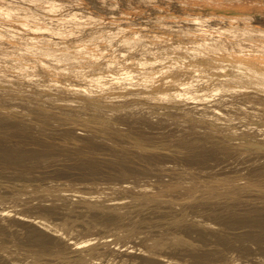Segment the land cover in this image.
Masks as SVG:
<instances>
[{
	"label": "rangeland",
	"instance_id": "1",
	"mask_svg": "<svg viewBox=\"0 0 264 264\" xmlns=\"http://www.w3.org/2000/svg\"><path fill=\"white\" fill-rule=\"evenodd\" d=\"M59 1L61 2L60 5H62L60 7L61 9L58 8L59 10L57 9L56 11H52L51 13L49 12L51 15L53 14L52 17L55 14L53 18H56V20L63 16V11L65 13L62 18L66 16L69 17V15L78 12L90 17L89 20L91 19L90 21L87 19H82L81 21L80 19V27L82 28L81 32L73 33L72 35L66 36L64 38H58L57 40L55 39V41H48L46 39L43 40V38H40L42 37V31L39 33L40 37L38 35V37L36 38V41L38 40V42H41L42 46L52 47L55 53L58 54L56 55L62 59L58 63V65L61 66V70L56 74H52L46 71L45 67H43L39 62L35 61V55H32V53H29L25 50L30 43V37L28 35L29 33H26L27 35L25 33L16 35L14 36V38L6 35L4 37L5 40H0V58L8 57L13 61H10L8 65H4L0 62V67L3 68H0L1 90H10L15 91L16 93L25 92L31 98H33L44 94L40 93L43 92V90L40 91L41 89L38 88V82L47 80V77H54L59 79L60 81L68 80L81 86L87 84L88 80L94 78L98 74V72H104L109 69L112 58L116 55H123V57H120L122 60L117 61V63H122V61L126 59L142 58L146 56L149 57L152 56L153 53H160L165 49L169 50L173 47H180L183 53H190L192 49L198 48L203 54H208L210 47L208 44L215 43L225 47L226 52L231 56L235 55L237 57H242L248 55L256 60L264 61V53L260 52L261 48L259 49V46L254 45V39L247 38L239 40L238 42V39L236 40L233 34H231L230 32L228 34V31L222 29V27L226 28L229 25L243 26L245 24H249L259 33H262L261 36H263L262 38L264 40V0ZM30 2L31 1H28L27 5ZM234 3H236V5H234ZM28 6L23 7L24 12L19 16L15 14L16 16L12 15L10 17L12 23L15 20H19V18H24L23 14H25V16L26 14L28 15L30 8L35 6V4L30 3V6ZM228 9H233V12L241 15H237L238 19H235L236 16L234 17L233 15H231V11H228ZM58 15L61 17H59ZM243 15H245V17ZM4 17L6 16L4 15ZM196 19H198L199 23L193 21ZM94 21H96V23H94ZM226 23L228 24V26ZM199 28L201 30L204 29V31H201L203 34L201 33L200 35L196 36L195 34H198L197 30H199ZM220 30L221 33H219ZM4 34L5 30L0 26V38L4 36ZM255 35L258 36L257 34ZM145 39L149 41L144 42ZM136 41H139L137 42L139 44H136ZM263 44L264 43H262L261 46L264 47ZM84 49H90L92 51L94 50L97 54L94 56H86L84 54L80 55L74 61H66V55H68L67 53L69 51H80ZM168 59H173V57ZM52 63L57 65V63L54 61ZM66 63H68L69 65H67ZM170 63H163L159 59L158 61L150 62L149 64H147V67H151L154 71L162 73L170 69ZM106 86H108V89L110 87H113L108 83L106 84ZM202 89L203 87L199 88V90ZM100 95L101 93L98 92L95 94V96H92V101H90L89 103L87 102V105L91 106L97 111H100L101 113L110 111L112 113L110 115L111 120L113 119L112 121L118 126L114 127L118 128L117 130L120 132L114 133V129H110V127H113L112 125L106 126V129L102 126L99 127L94 123L89 127H85L80 123L74 121L76 117H74L73 119L71 118L70 120L63 119L58 112H48L47 109L42 108L37 104L31 105L30 103L23 102L22 100L21 103L18 102L20 100L10 102L5 96L0 94V111H2L0 113V158H2L0 159V195L2 194V196H11L17 192L23 193V191L30 193L32 189L33 190L31 192H36L41 188L48 187V185H50L49 187L52 188L62 186L64 190H72V188L76 190L84 189V191H86V189L88 191L91 189V192L105 190L108 194H110V196L112 195V197L115 198V204L128 206L127 209L120 210V212L117 211L118 213L110 208L98 209L92 207L93 209H91V206H87L77 197H74V199L70 198L71 200H67V205L62 201H56V198L52 196L40 197L38 196L40 195L39 192H36L38 198H35L36 196H29L30 199L25 206L26 209H29V211H31V215L43 214L45 210V214L50 215L49 217L56 221L58 219L62 220V218H72L69 221L71 223H74V226L83 227H80L81 229H84L86 227V229L92 230V234L96 237L106 234L112 236L110 233H112L114 229L118 230L126 227H131L132 230H134V234L138 233L136 236L134 235L127 240L129 246L127 245L128 247H125V249L123 248L125 251L121 250L122 248L119 249V247L116 249L112 238L107 240L106 243L108 246L101 245L104 248L98 247L99 251L103 253V258H105L102 259L101 262L99 261L101 264H108L110 262L109 260H111L110 258L115 259L116 257L117 260L116 262H114V264H132V261L130 262L129 260L128 262H123L122 259L127 253L130 252L127 251L129 247H134L138 242L140 243L142 237H144L145 234L149 233L151 235L155 234L153 236H160L165 235V232H167V234L169 232L170 234L174 232V230H176V232L188 230L191 231V228L195 231V234L193 232L195 238L202 235V233L201 235H196V229L197 231L201 230L204 234H206V237L207 235L209 237H212L211 239L209 237L207 238L210 239L209 241H211V244H209V241H207L209 246L204 247V249H202L203 251H198L196 249L192 250L190 248L184 247L175 249L176 253L180 254L181 256L188 255V252L189 255L194 254V256L196 254L199 255L200 253H206L204 254V257L200 256V258L202 257V259H200L199 256L197 257V255L195 257L198 260L190 257L193 260L191 261H195L196 264H208V262L211 263L213 261L219 263L223 257V255L221 256V253H227V249H233L232 251H235V255H241L240 259L238 260L240 264H251L252 262V264H264V236L262 235L264 234V222H262L264 221V152L241 153L236 146L238 140H231L230 142L226 143L220 140V135L216 133L215 130H210L211 132L207 133L202 129L187 127V120H189L190 117L193 116V114L207 111V115H219V113H216L217 111H219L218 109L216 110L210 107V105H213L214 103L217 104L219 108H221V111H224V109L225 111H227L226 109H228L229 107L224 106V103L222 102L224 96H218L219 98L215 96L214 99L209 98L210 101L207 99L209 102L207 100L192 102V104L188 106L189 110L187 109L191 113H187V110L182 111L183 109L177 104H174V106H171L172 104H169L167 107H165L166 104H158V106H155L154 108L149 106L150 109L148 107L138 105L135 107L132 106V108L126 107V109L124 108L120 109L119 111H112L105 107V104H103L105 103V101ZM43 96L45 97V101L47 102H57L58 100H61V97L54 94ZM228 96L230 95H225L224 100H236L234 97ZM26 103L30 105L28 106ZM9 104H12L11 106L14 105L16 108L19 105L18 109H21L22 111L25 108H28L24 110L26 112L25 116H16L7 114V112L5 113L6 109L7 111H9ZM25 104L27 105L26 107ZM160 105L163 107H161ZM192 105L194 106L193 108ZM20 106H23L24 108L22 107V109ZM85 112L86 114L88 112V116L89 113L90 115L92 114V112L89 110H85ZM41 114L44 116H42ZM178 116L179 118H181L180 121L179 119L177 120ZM240 125L241 130L239 131V134H243L245 133V127H247V125ZM119 127L121 130L119 129ZM247 128L251 129L252 127L248 126ZM138 144L145 145L148 150L139 149ZM189 173L195 174L197 179H207L209 177L212 178L214 174L216 177H222L224 175L229 177L233 176L239 179H241L242 176V178H250L252 176L251 178H254L255 181L260 182L261 185L263 184V188L259 191L258 188L257 190H255L256 188H253L252 190L249 189L250 191L245 189H243V191L239 190L236 197L234 196V198L225 197L222 195L223 193H221L220 196L222 197L215 200L213 197H208V192H204L201 194L199 193L196 194L197 197L193 199V202L192 200L190 201L192 204L187 203L183 207L179 205L178 202L177 205L175 203L174 205L171 201H164V203L162 204L153 199H149L151 202L148 200L145 202V204L143 203V206H137L133 203L132 200L127 199L128 196H139L143 194L144 191H149L151 195H154L156 194V191L152 190V188H155L152 187V185L156 186L158 184V187L160 183H162V189L165 190L167 185H169L171 182L177 181L181 178H188ZM248 173L251 174L250 177ZM257 174L262 176L258 178ZM132 179L134 180V183ZM116 184L122 186L123 188L125 187L123 191L119 192L118 190L112 189L113 187L117 186ZM65 185L67 186L65 187ZM199 185L203 186L202 183H199ZM69 186H72V188ZM134 186L135 188H137L136 190L132 189L134 188ZM107 187H111L110 189L112 191ZM179 190L180 189H177L176 193H174V191H170L166 194H171V199H177L179 195L185 193L183 190ZM131 191L135 192L136 194L132 193ZM152 191H154L155 193H153ZM123 193L126 194L124 195ZM202 194L204 195V197L202 196ZM72 195L75 194L72 193ZM147 195L149 194L147 193ZM125 196L127 197L125 198ZM43 200L45 201V203H47L45 204ZM5 205L6 207L8 206L7 204H0V212L2 210L1 208H4L3 206ZM182 212L184 213V215L182 214ZM59 213L63 214L60 215ZM259 214L262 217H258ZM109 216H111L112 218ZM0 217L2 216L0 215ZM8 217L10 221H7ZM8 217L0 219V264H21L22 260L24 261L25 259H27L26 255H22L26 254L24 251L20 252L22 254L19 257H12V255H7V253H5L7 252V250L4 245H1V241L6 242L7 244V242L9 241L8 239H10V243L15 239L18 244H20L21 246L23 245L22 247H25V244H29L28 246L26 245L27 248L36 246L35 249L37 251L39 250L38 252L40 253H44V255L50 254L51 252L54 253L60 249L59 252L61 253V255L53 258L51 256H46L45 258L55 261L56 264H79L74 262L70 263L72 262V260L76 261L78 259V256H80L79 254L82 253V250L79 247L71 245L70 242L69 245L71 247L68 246V242L63 239L60 240L59 238H56V234L49 230H45L44 228H40L42 235L49 234L48 236H50L51 234L52 238H50V236L47 239V236L44 235V238L46 237V239L42 237V240L40 238L42 242L40 240L38 241V239L36 240V238L32 239V236L27 233L28 229L30 230L33 227L39 228V226L38 224H34L35 222L33 223V219H31V217L26 218L27 220L24 219V217H21V219H19L20 217H18V215L17 217L15 215H8ZM198 217L202 219V221L204 219H206L204 221H211L214 226L216 224L215 227H218V230L215 229L213 225L207 227L197 225L195 223V220L199 219ZM256 217L259 218V221L256 220ZM2 219H5V221H3ZM111 219H113V222H111ZM251 219H255L256 221L254 222L258 221V226H256V223L252 225V223L250 222ZM231 220H233L234 223L236 222V225L233 224L234 227L232 226L233 222ZM247 220L248 224L249 222L251 223L252 228L250 227V225H247ZM108 221L109 223H107ZM180 221H182L183 223ZM229 221H231L232 223H230ZM26 222L28 223L26 224ZM178 222L180 223L178 224ZM184 222H186V224H184ZM227 222L229 223L228 225ZM102 223H105V225ZM11 225H13L14 227ZM211 231L215 232L212 233ZM244 232L247 233V237ZM248 232H252V234L250 233L251 236L248 235ZM242 234L244 237L242 236ZM217 236L218 240L216 239ZM219 236H222V239L224 238L222 242H226L228 240V242H226L227 246L225 245V243H221V241L219 240ZM238 236L241 237L239 238ZM256 238L258 239L257 241L255 240ZM43 241L44 243L49 242L50 244L47 243V246V244H43ZM32 242L36 243L32 244ZM203 242L205 243V241ZM212 242H214V244ZM133 247L132 249L130 248L132 252H134H131L133 256L135 254V256L140 255L141 257L142 253L139 252L138 249H135ZM131 253L130 255L132 256ZM142 257L145 259L146 257H148V259L150 258L149 260H154L148 261V264H154L152 263V261L155 262L156 260H159L158 257L154 256ZM261 258L263 260L260 261ZM141 261L143 262L141 263ZM143 263H145L143 259H140L137 263L133 262V264Z\"/></svg>",
	"mask_w": 264,
	"mask_h": 264
},
{
	"label": "bare ground",
	"instance_id": "2",
	"mask_svg": "<svg viewBox=\"0 0 264 264\" xmlns=\"http://www.w3.org/2000/svg\"><path fill=\"white\" fill-rule=\"evenodd\" d=\"M28 1H31L30 3L35 4V6L30 8L28 15L26 14V16H25V14H23L24 18H22V19L19 18V20H15L12 23V20L10 17L12 15H15V14L19 16L21 13H23L24 12L23 7L24 6L27 7L28 5L30 6V3L27 5ZM219 3H221V2H219ZM60 4H61V2L59 0L58 1H56V0H0V26L5 30V34H4V36H2L0 38V40L1 41L5 40L4 37L6 35H9L11 38L12 37L14 38V36H16V35H21L22 33L23 34L29 33L28 35L30 37V43L25 50L28 51L29 53H32V55L34 54L35 55L34 56L35 61L39 62L43 67L46 68V71H48L52 74H56L58 71L61 70V66H59L58 63L62 59L59 56H57L58 54L55 53V51L52 49V47H44L41 45V42H38V40L36 41V38L38 37L39 33L41 31L43 32L41 34L42 37H40V35H39V37L43 38V40L46 39L48 41H55V39L56 40L58 38L61 39V38H64L66 36L72 35L73 33L81 32L82 28L80 27V25H81V22H79L80 19L82 21V19L83 20H85V19L89 20V18H90L88 16L83 15V13H78V12L69 15V17L66 16V17L62 18L64 16V13H65L63 11L62 12L63 16L62 17L59 16L60 15V12H59L58 16L61 18L56 20V18H53L55 16V14L52 17L53 14L51 15L50 13L52 11H56L58 8H60L62 6ZM234 5H236V3H234ZM65 11H66V9H65ZM228 11H231L230 14L233 15L234 17L236 16L235 19H238L237 15H241V14H238L236 12H233V9H228ZM26 13H27V11H26ZM4 15L6 17H4ZM243 16L245 17V15H243ZM198 19L193 20V21L194 22L196 21L199 23ZM98 21H100V20H98ZM94 23H96V21H94ZM232 24H233V22H232ZM227 26H228V24H227ZM222 29H224L225 31H228V34H229V32L231 34H233L234 37L236 38V40L238 39V42H239V40H243V39H247V38L254 39L255 40L254 45L259 46V49L261 48V51L260 50L259 51L264 53V47L261 46L262 43H264V40L262 38L263 36H261L262 33H259L256 29L252 28L249 24H245L243 26L242 25L241 26L240 25H237V26L229 25L226 28L222 27ZM214 30H217V29H214ZM201 31H204V29L201 30L199 28V30H197L198 34H195V35L196 36L200 35L202 33ZM82 33H83V31H82ZM219 33H221V30ZM36 34H37V36H36ZM255 34H257L258 36H256ZM40 41H42V40H40ZM147 41H149V40H147V39L144 40V42H147ZM137 42H139V41H136V44H139ZM255 43H257V44H255ZM211 44L212 43L208 44L210 46L208 54H203L198 48L192 49V51L190 53H183V51L181 50L180 47H173L169 50L165 49L164 51H162L160 53H153L152 56H149V57L146 56V57H142V58H132V59H126V60L123 59L124 61H122V63H117V61L122 60L120 57H123V55H116L112 58L111 64L109 65V69H107L104 72H98V74L94 78L88 80L87 84H84L81 86L79 84H75L74 82H71L68 80L60 81L59 79L54 78V77H50V78L47 77L48 78L47 80L38 82V88L41 89L40 91L43 90V92H40V93H44L43 95L54 94L56 96L61 97V100H58L57 102H55V101L54 102H47V101H45V97L43 95H41V96L39 95V96L31 98L25 92L24 93H16L15 91L1 90V88H0V94L5 96L10 102L20 100L18 102L21 103V100H22L23 102H28L31 105L37 104V105L41 106L42 108L47 109L48 112H58L63 119H69L70 120L71 118L73 119L74 117H76L74 121L80 123L81 125H83L85 127H89V126H91V124L94 123V124H97L99 127L102 126V127H105V129H106V126L112 125L113 127H110V129L113 128L114 133H118L120 131H118L117 130L118 128H116V127H118L117 124L114 123L112 121L113 119L111 120V118H110L111 117L110 115L112 113L110 111H109L110 113L109 112L101 113L100 111H97L96 109H93L91 106L87 105V102L89 103L90 101H92V96H95V94L98 92L101 93L100 96H102L103 100L105 101V103H103V104H105V107H107L109 110H112V111H114V110L119 111L120 109H124V108L126 109V107L132 108V106L135 107L138 105H141L143 107H148L150 109V107L154 108L155 106H158V104H161V105L166 104L165 107H167L169 104H172L171 106H174V104H177L183 109L182 111H184V110L188 109V106L190 104H192V102H197L200 100H207V99L210 101V99L211 98L214 99L215 96H217V97L218 96H224V99H225V95H230L228 97H234L236 100L233 99V101H231V100H224L222 98L223 99L222 102L224 103V106L229 107L228 108L229 110L226 109L227 111H225V109H224V111H221L220 110L221 108H219L217 106V104L214 103L213 105H210V107H212V109H216V110L218 109L220 112L217 111L216 113H219V115H215V114L207 115V111L199 112L198 114H193V116H191L190 119L187 120V122H188L187 127H191L194 129H202L207 133H210L211 132L210 130H212V131L215 130V132L220 135V137H219L220 140H222L223 142H226V143L230 142L231 140H238V142L236 143V146L241 153H258V152L262 153V152H264V61L256 60L253 57H250L248 55H245L242 57H240V56L237 57L234 55L235 56L234 57V56L229 55L225 50L226 48L223 47L222 45L215 44V43L212 45ZM90 49H84V50H80V51H73V50L69 51L67 53L68 55H66L67 56L66 61H68V60H69V62H70V60L74 61L80 55H84V54L86 56L87 55L94 56L97 54L96 51H94V50L92 51ZM202 49H203V47H202ZM171 57H173V59L169 60L168 58H171ZM0 59H1L0 62L3 63L4 65H8L10 63V61H13V60H10V58H8V57H2ZM159 59L163 63H166V62L170 63V61H171L170 65H169L170 69H168L166 72L159 73L157 71H154L151 67H149V68L147 67V64H149L152 61H158ZM18 61H20V60H18ZM53 61L56 62L57 65L52 63ZM31 63H33V62H31ZM68 63H66V64L69 65L70 63L69 64ZM74 64H72V65H74ZM0 68L3 69L2 67H0ZM16 68H18V67H16ZM21 70H23V69H21ZM107 83L113 87H110L108 89L107 88L108 86H106ZM202 87H203V89L199 90V88H202ZM207 101H204V102H207ZM10 102H8V103H10ZM26 104H25V107L27 105L28 106L30 105V104H27V105ZM208 104H206V105H208ZM11 105L12 104H9V107H8L9 111H7V109H6L5 113L7 112V114H12V115H16V116L17 115L25 116L26 112L24 110L28 109V108H25L22 111L21 109H18L19 105L17 108L14 105L13 106L15 108ZM161 107H163V106H161ZM193 107L194 106L192 105V108ZM85 110L91 111L92 114L90 115V113H89V116H88L87 115L88 112L86 114ZM188 110H187V113H191ZM201 110H203V109H201ZM216 110H214V111H216ZM73 111H76V112H73ZM1 112L2 111H0V113ZM3 112H4V110H3ZM42 116H44V115H42ZM53 119H55V118H53ZM178 119L180 121L181 118H179V116H178L177 120ZM33 120H35V119H33ZM185 123H186V121H185ZM240 124H242V125L245 124V126L247 125V127L250 126L252 128L249 129V128L245 127L246 128L245 133L239 134V131L241 130ZM114 126H116V127H114ZM119 129H120V127H119ZM138 148L148 150L146 148V146L142 145V144H138ZM0 159H2V158H0ZM258 161H260V160H258ZM250 175L251 174H249V177H250ZM177 176H178V174H177ZM223 176L222 177H218V176L216 177L214 174V176L212 178L209 177L207 179H202V178L197 179L195 174L189 173L188 178H186V179L181 178L177 181L171 182L170 184L168 183L169 185H167L165 190L162 189V185H161L162 183H160V185L158 187H157L158 184L156 186L152 185V187H155V188L151 187L152 190L156 191V194H154V195H151L149 191H144V192L141 191V192H143V194L139 195L140 197L139 196H136V197L135 196H128L127 199L132 200L133 203L137 206H143V203L145 204V202L148 201L149 199H151V200L153 199V200H156L157 202L162 203V204L164 203V201L165 202L171 201V202H173V204L175 203L177 205V202H178V204L183 207L185 204L191 203L190 202L191 200L193 202V199H195L197 197L196 194H199V193L201 194L204 192H208V194H209L208 197H210V198L213 197L215 200V199L222 197V196H220L221 193H223L222 195L225 197L234 198V196L236 197L239 190L243 191V189H245V190L250 191L249 189L252 190L253 188L254 189L256 188L255 190H257V188H258V191H259L260 189L263 188V186H262L263 184L261 185L260 182L255 181L254 178H251L252 176L250 178H242L243 177L242 176L241 179L233 177V176L232 177L231 176L230 177L229 176L223 177ZM260 176H262V175H258L257 177L259 178ZM51 183H49V184H51ZM133 183H134V180H133ZM199 183H202L203 186H200ZM63 184H64V182H63ZM54 185H56V184H54ZM49 186L50 185H48V187H46V188H41L38 191H36L37 193L38 192L40 193V195H38V196H40V197H44V196H46V197L50 196L51 197L52 196V197L56 198V201L57 200L62 201L65 204H67L66 201L69 200L70 198L74 199V197H77L81 202H84L87 206H89V207L91 206V209H93L92 207L98 208V209L110 208L112 210H115L116 213H118L117 211L120 212V210H126L128 207V206H122L121 204H115V201H116L115 198H113L112 195L110 196V194H108L105 190L98 191V192H91L90 191L91 189L89 191L87 189H86V191H84V189L83 190L82 189L81 190L73 189L72 188L73 185L69 186L72 188V190H67V189L64 190L62 188V186L54 187V188L49 187ZM66 186L67 185H65V187ZM108 186H110V185H108ZM124 186H125V184H124ZM31 188H32V186H31ZM85 188H87V187H85ZM110 188H108V189L111 190ZM124 188L120 185H117L116 187H113L112 189L118 190L119 192H121V191H123ZM151 188H150V190H151ZM132 189L136 190L137 188H135V186H134V188H132ZM177 189H180L179 191L183 190L185 192V193L182 192L184 194L179 195L177 199H175V198L171 199V196H170L171 194H166L170 191H172V192L174 191V193H176ZM31 191H30V193L24 192V191H23V193L17 192L11 196L10 195L9 196H2V194H1L0 195V204H2V205L7 204L8 206L6 207V205H5V206H3L4 208H1L2 210L0 212V215L2 217H0V219L6 218V217H8V215L9 216L15 215L16 217L18 215V217H20L19 219H21V217H24V219L31 217V219H33V223L35 222L34 224H36V225L38 224V226H39V228L38 227L37 228L36 227L31 228V226H32L31 225L30 226L31 229L30 230L28 229L29 232L27 231V233H29V235L32 236V239L36 238V240L38 239V241H39L40 238L41 239H42V237L44 238V235L47 236V239H48L51 236V234H50V236H48L49 234L42 235L41 229L44 228L45 230H49V231L53 232L54 234H56V238H59L60 240L63 239L66 242H68V246H70L69 245V242H70L71 245L79 247L82 250L81 251L82 253L79 254L80 256H78V259L76 258L77 259L76 261H73V260H72V262L69 261L70 263H73V262L79 263V264H81V263H84V264H86V263H88V264L89 263H92V264L93 263H100L101 260L105 259V258H103V253H101L99 251L98 247H103L104 245L108 246L106 243L108 239H110V238L113 239L116 249L119 247V249L122 248L121 250H124L125 247L129 246L128 245L129 243L127 242V240L130 239L131 237H133L134 235L136 236L138 234V233L134 234V230H132L131 227H126V228L118 229V230H115L113 228L114 231L112 233H110L112 236H110L109 234H106V235H100L99 237H96L92 234V232H91L92 230L86 229V227L84 229H81L83 227L74 226V223H71L69 221L72 218L70 219L68 216H67L68 218H62V220L58 219L61 221H58V220L56 221V220H53L52 218H50L49 217L50 215L45 214L44 209H43L44 210L43 214H32L31 215V211H29V209L25 208V206L27 205L26 203L30 199L29 196H36L35 198H38L36 195V192H31ZM92 191H94V190H92ZM152 192L155 193L154 191H152ZM72 193L75 195H72ZM132 193L136 194L135 192H132ZM147 193L149 195H147ZM137 194H139V193H137ZM116 195H117V193H116ZM131 195H133V194H131ZM150 195H151V197H150ZM202 196L204 197L203 194H202ZM114 197H115V195H114ZM126 197L127 196H125V198ZM33 200H34V198H33ZM43 201H41V202H43ZM45 201H46V199H45ZM45 201H44V203H45ZM124 201H126V200H124ZM28 204H30V203H28ZM70 205H69V207H70ZM69 207H67V208H69ZM62 209H64V208H62ZM39 210H41V209H39ZM47 212H48V210H47ZM184 212H185V210H184ZM11 214H13V215H11ZM62 214H60V215H62ZM182 214L184 215L183 212H182ZM54 215H55V213H54ZM99 216H101V215H99ZM196 216H199V215H196ZM259 216H260V214L258 215V217ZM109 217H111V216H109ZM180 217H182V216H180ZM258 217H256V220L259 221ZM260 217H262V216H260ZM8 219H9V217H8ZM8 219H7V221H10V219L9 220ZM31 219H29V220H31ZM113 219H111L112 220L111 222H113ZM169 219H171V218H169ZM2 220L5 221V219H2ZM204 220H206V219H204ZM204 220L202 221V219L199 218V219L195 220V223L199 226H206V227L213 225L211 221H204ZM256 220L251 219V221L250 220L249 221L253 225L255 223L257 224L258 221L254 222ZM123 221H124V219H123ZM130 221H131V219H130ZM231 221L233 222V220H231ZM231 221H229V222L232 223ZM21 222H23V221H21ZM180 222H182V221H180ZM180 222H178V224ZM250 222L248 224V220H247V225H250V227H251L252 225ZM262 222H264V221H262ZM13 223H15V222H13ZM27 223L28 222H26V224ZM76 223H77V221H76ZM107 223H109V221ZM223 223H225V222H223ZM16 224H17V222H16ZM102 224L105 225V223H102ZM184 224H186V222H184ZM228 224L229 223L227 222V225ZM233 224L236 225V222L235 223L233 222L232 226H233ZM243 224H245V223H243ZM258 224L256 226H258ZM217 225H218V223H217ZM221 225H219V226H221ZM11 226H13V225H11ZM184 226H186V225H184ZM215 226H216V224H215ZM78 227L79 228L81 227V228L79 229ZM217 228L218 227H215V229H217ZM235 228H236V226H235ZM222 229H224V228H222ZM93 230H94V228H93ZM210 230H211V228H210ZM107 232H109V231H107ZM193 232L195 234V231L192 230V228H191V231L188 230V231H181V232L177 231L176 232V230H174V232H172L170 234H169V232H168V234H167V232H165V235H160V236L159 235L153 236L155 234L151 235L148 233V234H145L144 237H142L140 243L138 242L139 244L137 243V245H135L134 247L132 246V247L135 249H138V251L142 253V256L158 257L159 260H156L155 262H153L154 260L151 259V260H153L152 263H154V264H196L195 261L192 262L193 260L191 258L193 257V259L198 260L195 257L197 254L195 256H194V254L189 255V252H188V255H185V256L182 255L181 256L180 254L176 253V250H175V249H178L179 247H184V248H190L192 250L196 249L199 251V250L204 249V247L209 246V244H211L210 243L211 241H209L212 238L211 236L209 237L207 235V237H206V234H204L201 230L197 231V229H196V233H197L196 235H198V234L201 235V233H202V235L195 238ZM204 232H206V231H204ZM213 232H215V231H213ZM244 233H245V235L247 234L246 232H244ZM250 233L252 234V232H250ZM250 233L248 235H250ZM161 234H164V233H161ZM192 234H193V236H192ZM243 234H242V236H243ZM11 235H12V233H11ZM209 235H210V233H209ZM262 235L264 236V234H262ZM208 237L210 239H207ZM221 237L219 238V240L221 241V243H225V245L227 246L226 242H228V240L226 242H222L224 238L222 239ZM238 237L240 238L241 236H238ZM246 237H247V235H246ZM50 238H52V236ZM44 239H46V237ZM216 239L218 240V236L216 237ZM8 240H9L8 241L9 243L7 242V244H6V242L1 241V245H4V247L7 250V252H5V253H7V255L9 254V255H12V257H19L22 254L20 252L24 251L26 253V254H22V255H26L27 259H25L24 261L22 260L23 262L21 261V264H56L55 261H52V260L45 258V257L51 256L53 258V257L61 255V253L59 252L60 249L54 253L51 252L52 254L50 253V254L44 255V253H40V252H38L39 250L37 251L35 249L36 246L31 247V248H27L26 247L27 244H25V247H22L23 245L21 246L20 244H18L15 241V239L13 241H11V243H10V239H8ZM255 240L257 241L258 239L256 238ZM203 241H205V243ZM207 241H209V244ZM54 242H56V241H54ZM202 242H203V244H202ZM34 243H36V242H32V244H34ZM47 243H49V242H47ZM47 243H44V241H43V244H47ZM212 243L214 244V242H212ZM52 244H54V243H52ZM217 244H219V243H217ZM101 245H103V246H101ZM47 246H48V244H47ZM57 246H58V244H57ZM216 246H218V245H216ZM132 247H129V249L127 250L128 252L129 251L130 252L124 256V258L122 259L123 262H128L130 260V262L132 261V264H133V262L137 263V262H139L140 259H143L145 261V263L148 264L147 262L151 261V260H149L150 258L148 259V257H146V259H145L142 256L140 257V255L135 256V254H134V256H133L132 253H134V252H132V250H131ZM227 250H228L227 253L226 252L221 253V256L223 255V257H222V260H220V262L218 261L219 263L213 261L211 263L208 262V264H240L238 262V260L240 259L241 255L240 256L235 255V253H234L235 251L234 252L232 251L233 249H227ZM101 251H102V249H101ZM133 251H134V249H133ZM130 253L132 254V256L130 255ZM202 254L200 253L199 255H197V257L198 256H199V258H200V256L204 257V254H206V253H204L203 255ZM115 256H117V255H115ZM219 256H220V254H219ZM202 257L200 259H202ZM116 258L115 259L110 258L111 260H109L110 262L108 264H114V262H116V260H117ZM261 260H263V259L261 258L260 261ZM142 262L143 261H141V263ZM2 263H3V261H2ZM145 263H143V264H145ZM5 264H7V263H5Z\"/></svg>",
	"mask_w": 264,
	"mask_h": 264
}]
</instances>
